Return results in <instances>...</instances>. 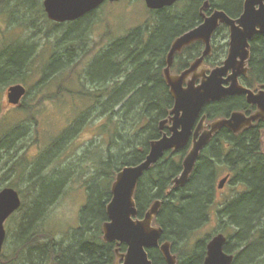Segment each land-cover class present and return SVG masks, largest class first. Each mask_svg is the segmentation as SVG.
Masks as SVG:
<instances>
[{"label": "trees", "instance_id": "1", "mask_svg": "<svg viewBox=\"0 0 264 264\" xmlns=\"http://www.w3.org/2000/svg\"><path fill=\"white\" fill-rule=\"evenodd\" d=\"M205 1L210 2L211 9H223L233 18L240 15L244 4V0H180L173 6L160 10L149 9L154 15V22L150 21L116 40L109 51L102 53L85 70L86 84L93 86H88L86 92L81 94L93 100L92 109L102 111L108 117L107 121L101 124L100 132L103 133L105 142L116 147L114 152L110 148V157L104 162L109 169L108 173L114 168L117 177L125 166L143 161L149 153L151 141L163 135L160 122L169 117L174 106V98L164 71L168 53L178 36L202 22L201 7ZM90 17L91 15L82 18L71 27L69 34L72 39L69 44L79 45L87 36L81 32L85 33ZM228 35V26L221 24L213 36L212 52L205 58V63L211 68L220 65L226 56ZM77 36L80 37L79 43ZM252 42L253 63L248 77L264 82V35H257ZM204 47L202 41L185 47L182 52L176 54L172 69L180 73L188 68L201 56ZM17 55L8 54L4 58L0 65V82L11 81V77L20 76L28 57L24 55L25 59L21 61ZM74 61V52L70 50L68 64ZM59 62V56H55L49 71L61 70ZM49 71L47 74L50 75ZM242 105L240 97L223 98L208 103L202 113L207 115L208 121L211 122L228 117ZM115 117H119V121H116ZM164 131H169L168 127H165ZM188 148L189 145L180 150L167 151L145 172L135 195L138 216L143 217L157 199H162V206L155 218V222L163 228L162 240L172 243V250L178 256V264H203L206 242L200 240L190 246L189 242L209 220L219 190L216 178L222 172L221 167L225 160L234 173H230L231 184H241L245 188L225 200L218 211L220 217L227 218L235 229V233L230 235L228 240L236 239V246L241 249L236 252L233 264L263 263L264 122L260 121L238 133L226 126L220 129L201 151L187 183L173 187V179L183 169L182 163ZM40 165L41 163H38L36 167ZM43 179L49 180V188L58 182L54 177ZM113 180L114 176L107 179L105 190L102 191H98L96 183L90 186V201L82 211L80 227L59 240L49 231L47 240L43 241L37 228L35 231L32 227L44 222L48 203L53 201L60 191L54 197L51 196L48 202L45 200L47 197L34 198L20 222L17 240L21 248L28 249L32 264L117 263L118 245L116 241H105L103 235V224L108 220L107 203L112 198ZM66 237L71 238L70 243H66ZM180 245L190 248L180 250ZM126 249V244L119 245L120 252ZM232 249V244L228 241L225 250L233 252ZM148 252L154 264H167L159 248H149Z\"/></svg>", "mask_w": 264, "mask_h": 264}, {"label": "rangeland", "instance_id": "2", "mask_svg": "<svg viewBox=\"0 0 264 264\" xmlns=\"http://www.w3.org/2000/svg\"><path fill=\"white\" fill-rule=\"evenodd\" d=\"M43 2L44 0L0 2V55L18 54L21 61H24V55L28 57L20 76L11 77V81L0 82V190L7 186L14 187L23 200L22 208L5 223L7 236L0 264H32L28 249L21 248L17 240L20 222L36 196L47 197L45 200L48 202L51 196L54 197L60 191L48 203L44 222L32 227L35 231L37 228L43 241L47 240L49 231L59 240L80 227L82 211L90 201L91 185L96 183L98 191H102L107 179L114 176L112 190L116 179L115 169H110L108 173L109 169L104 162L110 157V148L114 152L116 147L105 142L103 133L100 132L101 124L108 117L102 111L92 109L93 100L81 94L86 92L88 86H93L86 84L85 70L94 59L98 47L107 45L109 35L118 40L148 22H154V15L149 11L145 0L105 2L89 18L85 33L81 32L88 35V39L85 37L83 42L87 44L89 40L90 48L83 56L76 58L65 81L62 70L49 71L44 66L48 53L53 57L56 51L59 52L61 32L60 29L43 31L44 22L40 16L41 9L39 10ZM34 22L36 25L32 27ZM79 41L80 37L77 43ZM29 45L33 48L36 46L35 54H30ZM21 51L24 53H20ZM204 68L212 69L206 63L201 69ZM47 71L51 72L50 75H47ZM173 73L178 74L176 69H173ZM17 83L24 84L29 89L22 106L8 101V88ZM119 119L117 117L116 121ZM38 163L41 165L36 167ZM221 168L222 172L216 178L217 184L228 173L234 174L225 160ZM45 177H54L58 182L49 188V180L44 181ZM244 189L243 185H234L229 181L217 190L209 220L193 235L189 246L204 240L207 252V243L214 235L222 232L229 238L235 233L228 219L221 218L218 211L225 200ZM154 224L158 225L156 222ZM228 241L233 247V252L230 253L236 256V252L241 250L236 246V239ZM70 242L71 238L66 237V243ZM180 246V250L190 248Z\"/></svg>", "mask_w": 264, "mask_h": 264}, {"label": "water", "instance_id": "3", "mask_svg": "<svg viewBox=\"0 0 264 264\" xmlns=\"http://www.w3.org/2000/svg\"><path fill=\"white\" fill-rule=\"evenodd\" d=\"M107 1L119 0H44V6L50 19L64 22L77 20ZM178 1L180 0H145V3L149 9L160 10ZM209 3L207 1L204 7L208 8ZM221 24L227 25L230 31L228 55L221 65L208 73L206 69L199 68L211 53L212 37ZM258 33H264V0H245L244 12L240 17L233 18L225 10L216 8L199 25L178 36L171 44L164 71L174 98V106L170 116L160 122L161 130L170 124V133H164L151 141L149 153L143 161L127 165L118 173L112 185V198L107 205L108 220L103 224L104 239L127 245L126 252L119 253L122 262L118 264H154L148 252L152 247L161 249L167 264H177L172 243L168 240L161 241L162 226L153 224L162 200L157 199L143 217L138 216L135 194L139 181L167 151L183 149L192 142L184 157L181 173L173 179L175 187L183 186L193 173L201 151L215 133L225 126L239 132L244 127L251 126L254 121L264 120V90L256 94L239 83V76L248 70L245 60L249 57V40ZM196 41L205 43L202 55L181 73L173 74L176 54ZM200 77L201 80L197 82ZM229 81L231 84L227 86ZM238 93L247 94L248 101L257 104L259 110L250 116L234 111L229 117L205 124L206 116H202V112L208 103ZM26 94L24 84H13L8 88V101L20 105ZM229 176L220 181V189ZM21 206L22 198L17 189L7 186L0 190V260L7 236L5 223ZM227 240L222 232L214 235L207 243L203 264H233L234 254L225 250Z\"/></svg>", "mask_w": 264, "mask_h": 264}, {"label": "flooded vegetation", "instance_id": "4", "mask_svg": "<svg viewBox=\"0 0 264 264\" xmlns=\"http://www.w3.org/2000/svg\"><path fill=\"white\" fill-rule=\"evenodd\" d=\"M6 1H10V0H0V2H6ZM21 1H23V0H21ZM207 1H205V3H206ZM12 3H16V2H12ZM205 3L203 4V6L201 7V13H202V15H203V20H204V17L206 16V15H209L214 9H216V8H212L211 9V4L209 3V7L208 8H205L204 6H205ZM244 3H245V0H244ZM17 4V6H19V4L18 3H16ZM41 9V10H40ZM99 9V8H98ZM98 9H96V10H98ZM39 10H40V12H41V14H40V16H41V18H42V21L44 22V30L43 31H49V32H51V31H55L56 29H60V32H61V37H60V41H61V44H60V49H59V52H55V54L53 55V57L51 56V54L50 53H48V55L45 57V67L48 69V68H50V66L52 65V60H53V58L55 57V56H59V58H60V62H59V65L61 66L60 68H61V70H62V74H63V77H64V79H65V81H67V77H68V75H69V71H71V66H73V64H74V62H72V63H70V64H68V55H69V51L71 50V51H73L74 52V58H75V60H76V58L77 57H79V56H83L84 55V52H86V50L88 49V48H90V46H88L89 45V40H88V42H87V44H84V42H83V40L81 41V43L79 44V45H75L74 46V44H69L68 42H70V40L72 39L71 38V36H70V34H69V30L71 29V27L72 26H75L77 23H79L80 22V20L82 19V18H84V17H87V16H90V15H92V13H87L86 15H84L83 17H81V18H79V19H77V20H74V21H64V22H58V21H54V20H52V19H50L49 18V16H48V14H47V12H46V10H45V6H44V2H43V5H42V3H41V8H39ZM43 11V12H42ZM93 12H95V11H93ZM243 12H244V4H243V9H242V12L240 13V15L238 16V17H240L242 14H243ZM237 17V18H238ZM8 20H10V18H9V12H7V23H8V25H9V21ZM202 20V21H203ZM200 24V23H199ZM198 24V25H199ZM36 25V22H34L33 23V25H32V27H34ZM19 26V25H18ZM20 27V26H19ZM101 27H102V25H101ZM104 27H105V25H104ZM103 28V27H102ZM69 34V35H68ZM261 34H263L264 35V33H258V34H256L252 39H250L249 40V44H250V47H249V57L245 60V65H246V67H247V72L244 74V73H242L240 76H239V83L242 85V86H244V87H246V88H248V89H251V90H253L256 94L257 93H260L262 90H264V82H260V81H258V80H255V79H252V78H249L248 77V74H249V71H250V68H251V65H252V63H253V46H252V41L254 40V38L257 36V35H261ZM88 37V35L86 36V38ZM88 39V38H87ZM76 40H78V36L76 37ZM212 40H213V38H212ZM227 41H228V43L230 42V32H229V35H228V39H227ZM107 45H105V44H102L100 47H98V49L96 50V52L94 53V55L95 56H93L94 57V59H92L91 61H90V63L88 64V66H87V68H89L92 64H93V62H94V60L97 58V57H99V56H101V54L102 53H105L106 51H109L114 45H115V43H116V39L114 38V36H112V35H109L108 36V39H107ZM204 43V42H203ZM68 45H70V46H68ZM29 47H30V45H29ZM35 45H34V48H33V46L31 45V51H30V54L32 53V54H35ZM228 51H229V46H228ZM7 55H8V53H7ZM202 55V54H201ZM227 55H228V52H227V54H226V56L224 57V59H223V61H222V63L224 62V60H225V58L227 57ZM6 57V55L5 54H2V55H0V65L2 64V62L4 61V58ZM221 63V64H222ZM205 64V60H204V62H203V64L201 65V67L199 68V69H201L202 67H203V65ZM90 65V66H89ZM204 69H206V68H204ZM207 70V72L209 73L210 72V69H206ZM47 75H49V74H47ZM201 78L202 77H200L198 80H197V82H199L200 80H201ZM188 79H190V77L188 78ZM229 84H231V81H229L228 83H227V86H229ZM26 88H27V90H29L28 89V87L26 86ZM235 98V97H240L241 98V100L243 101V105H242V107L240 108V109H237V110H234V111H241V112H243V113H245L246 115H248V116H250V115H252V114H254V113H256L258 110H259V107H258V105L257 104H253V103H250L249 101H248V99H247V94H245V93H238V94H234V95H230V96H228V97H226V98ZM225 99V98H224ZM14 105V104H13ZM23 105V99H22V103L20 104V105H18V106H22ZM233 111V112H234ZM232 112V113H233ZM231 113V114H232ZM230 114V115H231ZM229 115V116H230ZM202 116H203V113H202ZM206 116V120H205V124L206 125H208L210 122L208 121V119H207V115H205ZM228 116V117H229ZM260 121H262V120H259V121H254V124H256V123H258V122H260ZM212 122V121H211ZM264 122V121H263ZM243 129H245V127L243 128ZM242 129V130H243ZM241 130V131H242Z\"/></svg>", "mask_w": 264, "mask_h": 264}, {"label": "bare ground", "instance_id": "5", "mask_svg": "<svg viewBox=\"0 0 264 264\" xmlns=\"http://www.w3.org/2000/svg\"><path fill=\"white\" fill-rule=\"evenodd\" d=\"M25 41V40H24ZM31 47V46H30ZM31 49V48H30ZM33 53V52H32ZM101 151V150H100ZM47 203V202H46ZM255 238V237H254ZM204 254V253H203Z\"/></svg>", "mask_w": 264, "mask_h": 264}]
</instances>
